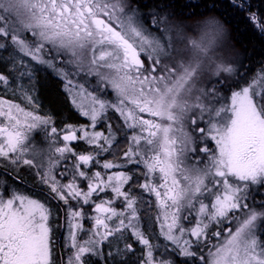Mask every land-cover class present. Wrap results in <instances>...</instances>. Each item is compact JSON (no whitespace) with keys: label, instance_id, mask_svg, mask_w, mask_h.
Here are the masks:
<instances>
[{"label":"snow or ice","instance_id":"obj_1","mask_svg":"<svg viewBox=\"0 0 264 264\" xmlns=\"http://www.w3.org/2000/svg\"><path fill=\"white\" fill-rule=\"evenodd\" d=\"M231 2L245 10L244 0ZM146 7L140 0H0V60L7 55L21 79L33 77L21 71L26 58L52 69L90 121L58 134L51 117L0 99L6 121L0 124V158L16 168H36L40 183L68 206L66 264H100L92 256L107 262L104 243L129 229L143 246L138 264H264V199L256 202L254 195L264 189V87L256 90L264 74L222 97L217 85L236 72L222 55L224 24L215 17L188 24L166 11L170 5L147 13ZM247 18L264 34V16L249 11ZM68 66L86 83L94 77L93 91L74 84ZM0 84L8 86V76L0 73ZM100 92L114 94L115 101L95 94ZM109 110L119 113L122 125L96 131ZM124 129L122 162L102 164L120 170L93 171L104 153L117 155V133ZM34 132L45 134L46 147L35 142ZM73 141L91 151L78 153ZM134 186L155 197L164 243L153 244L140 229ZM108 191L114 199L95 202ZM93 205L96 215H87L85 206ZM50 216L45 203L0 191V264H52ZM86 219L92 222L88 230ZM213 225L217 230L210 233ZM81 232L88 238L80 240ZM131 251L125 244L123 254Z\"/></svg>","mask_w":264,"mask_h":264},{"label":"flooded vegetation","instance_id":"obj_2","mask_svg":"<svg viewBox=\"0 0 264 264\" xmlns=\"http://www.w3.org/2000/svg\"><path fill=\"white\" fill-rule=\"evenodd\" d=\"M2 55V54H0ZM3 60H8L7 55H3V59L0 60V65L3 63ZM7 63V61H6ZM27 65V71H31L33 77L31 80L27 76H24L22 79H19V75H16L18 72L9 71L8 68L11 64L7 63V67L0 69V73L8 76L9 78V87L11 89H15L18 86H21L23 90H27L28 94L30 91H34L30 93L33 98L32 103L28 101L25 102L23 105L22 102H17L20 107L24 108L25 111L33 112L36 115H40L43 117H51L52 125L57 128L58 134L65 128L66 125L72 126H80L86 125L83 121H86L85 118L80 117L79 113L75 109L76 106L72 104V99L69 96L68 91L65 90L66 81L63 77L57 75L53 72L52 69L45 67L44 65L37 64L30 59L25 61ZM58 66L63 67L59 61H57ZM7 68V69H4ZM65 71L69 72V79L73 81L74 84H86L84 87H88L89 83H94L93 77L87 78V83L78 76H74L72 74L71 66L64 68ZM39 77H46L50 78L51 80L55 81L62 93L63 97L65 98L68 108L70 112L74 115L72 120L60 121L56 116L52 113L48 112L43 104L40 102L39 91H38V78ZM19 81L21 83H19ZM74 90V89H73ZM36 93L35 96L33 94ZM109 122L112 124V120L107 118ZM6 123L4 117H0V124ZM34 136V140L36 143L40 144L41 146L46 147L45 141V134L43 132H34L32 134ZM122 140V139H121ZM119 140V144L124 141ZM73 148L78 153L91 151L89 145H87L84 141H73L71 142ZM62 162L61 167H63ZM70 167L71 162H66ZM36 168H30L27 165H21L19 168H16L14 165H11L7 160L0 158V191L4 189H8L9 191L15 190L22 195L29 196L32 199L39 200L42 203H45L47 207L51 210V216L49 218V226L51 228V239H52V255L51 260L52 264H66L67 256L70 255V250L65 246L66 245V237L68 235L67 226H66V216L68 211V206L64 205L62 201L58 200L54 197V194L50 193L49 188L46 185L40 183V178L36 174ZM59 171V169H58ZM60 177H58L59 179ZM86 190V189H85ZM96 203L101 202L102 200L112 199L109 194H102L100 200H97L95 196L93 197ZM97 200V201H96ZM93 206H85V212L87 215L95 216V213L92 211ZM85 227H92V223L87 222ZM106 251H109V244L105 246ZM135 250L142 251L143 247L138 243L135 242ZM109 257V256H104ZM93 262L96 261L91 259ZM105 261V259L103 258ZM109 261V259L107 258Z\"/></svg>","mask_w":264,"mask_h":264},{"label":"trees","instance_id":"obj_3","mask_svg":"<svg viewBox=\"0 0 264 264\" xmlns=\"http://www.w3.org/2000/svg\"><path fill=\"white\" fill-rule=\"evenodd\" d=\"M140 2L147 5L143 9L146 13L151 12L157 4L170 5L166 11L172 13L177 20H183L188 24L194 23L195 19L206 17L219 19L227 30L228 38L232 40L237 53L243 60L242 70L248 74V77L245 78H251L258 72L264 71V34L254 27L247 18L249 11L264 16V0H244L245 10L243 12L235 8L231 0H140ZM201 13H204L205 16L201 17ZM192 14H196L194 19L187 20V17ZM38 91L40 102L58 120L66 121L74 118L55 81L39 77ZM114 124L116 123L113 120L112 125L117 128L118 126ZM121 262L138 264L139 258L136 254H131L126 257L122 255L118 259L112 258L107 262L100 259V264H121Z\"/></svg>","mask_w":264,"mask_h":264},{"label":"rangeland","instance_id":"obj_4","mask_svg":"<svg viewBox=\"0 0 264 264\" xmlns=\"http://www.w3.org/2000/svg\"><path fill=\"white\" fill-rule=\"evenodd\" d=\"M237 52L238 51L234 47V44H233L232 40L230 38H228V35H227L225 37L224 41H223L222 55H223V57H224L226 62L232 63L234 65V67L236 68V72L233 73V75L231 77H229V79L223 85H217V87L220 89L221 96L224 97V98L230 97L232 91L238 90V88H240V87L248 86L255 79H257V77L259 75L264 74V71H260L255 76H252L251 78H245V77H248V74L246 73V71L242 70L243 68H242L241 64L243 63V60L240 58V55ZM27 60L28 59L26 58L25 61H27ZM6 61L7 60H3V63L0 65V69H2L3 66L7 67ZM4 69H7V68H4ZM8 70L9 71H13L12 65L8 68ZM21 71H27V67L25 69H21ZM16 75H19V73H17ZM19 79H21L20 76H19ZM213 79H215V78H213ZM19 83H21V82L19 81ZM84 85H86V84H84ZM95 86L96 85H95V80H94V84L89 83L88 84L89 88L88 89H87V87H85V88L88 91H93ZM260 87H264V85L257 87L256 90L260 91ZM78 90L79 89L76 88L73 91L76 92ZM33 92L34 91H30V93H33ZM25 93L28 94L27 90L24 91L21 86H18L15 89H11L9 86H4L3 84H1V86H0V99L9 101L11 103L18 104L17 102H22L23 105H26L24 103L27 102L28 100L26 98ZM30 93L28 95H30ZM95 94L100 96L101 98H103L105 100H109V101H113V102L116 99L114 94L110 95V96H105L102 92L95 93ZM35 95H36V93L33 94V96H35ZM70 98L72 99L71 96H70ZM75 109L79 113L80 117H83V118L86 119V121H83V122L86 123V125L90 124V121L88 120V118L82 116L80 114V111L77 109V107H75ZM109 116H112L113 118L114 117H118V119L116 120V124H114V125H117L118 127L122 125V120H121V118L119 116V113H116V112H114L112 110H109V112L107 114V117H109ZM108 123H110L109 120H106L103 123L97 124L95 130L106 133L107 132V124ZM80 126H76V128H79ZM88 130L92 131L91 128H89ZM127 134H128V130L127 129H124L123 131H121V133H119V132L117 133V140L118 141L121 140V139L122 140L124 139L122 144H121V142L119 144L120 146H119L117 155L113 156V155H110L108 153H104L101 157H99L100 164L95 165L93 167V169H92L93 171H101L102 174L107 172V173L110 174L111 172H115V171H119L120 170V169L105 170V169L102 168V164L106 160L107 161H115V162H118V163L122 162L123 153H124V151L127 150V147H128ZM78 135H79V133H78ZM209 146L212 147L213 149H215V143L213 141H209ZM89 147L91 148V146H89ZM128 167L129 168H133L134 166L129 165ZM135 177L138 178L141 183L143 182V176H142L140 171H138V170L135 171ZM85 189H86V187H85ZM263 192H264V189L262 191H260L259 193L254 194L255 198H256V202H259L260 199H264V196H263L264 193ZM102 194H104V193H101L99 197L95 196V198L97 200H100ZM105 194H109L112 197H114L113 194L110 191L106 192ZM133 194L136 195L137 199H138L137 207H138V209L140 211V225H139L140 229L142 231H144L147 236H149V238L151 239V242L153 244H162V243H164L163 237L159 236L160 228H159V224L156 222V216L158 214V209L155 206V197L154 196H150L147 192H143L141 189H139L136 186L133 187ZM116 202H117V205H115V206L118 209H120L122 207L121 201L117 200ZM98 203H100V202H98ZM93 207H94V205H93ZM95 215H96V213H95ZM190 220L192 221V224H194V222H195L194 221V214H193V217H190ZM87 222L92 223L90 220H87V219L84 220L83 221V227H84L85 230H88V229L91 228V227H85V224ZM187 226H191V225H187ZM227 226H228L227 223H225L224 227H227ZM216 230H217L216 226L213 225L210 228L209 232L211 233V232H214ZM233 230H234V228H233ZM125 236L127 237L129 243H131V245L133 247V251L128 252L126 254H123V250H124L125 245L122 246L120 244V242L124 240ZM156 237H158V238H156ZM87 238L88 237H87V235H85L84 232H81L79 234V239L80 240H84V239H87ZM135 240L136 239L131 235V230L130 229L125 231L123 233V236H121V234L117 233L116 236L110 237L109 241H106L104 243L103 249H102L103 253H104V256H108V253L111 252L112 256H114L115 259H118L119 257H122V255L125 256V257L126 256H130V254H136L139 258H141L142 251H138L137 252L135 250V247H134L135 246ZM213 241L215 242V238H213ZM106 244H109V251H106V249L104 247ZM169 248H171L170 244H169ZM107 258L109 260H112L111 256H109ZM67 259H68V256H67ZM91 259L97 260V259H103V257L98 258L96 256H92ZM180 259L183 260L185 258L184 257H180ZM189 264H191V260L189 261ZM197 264H199L198 261H197Z\"/></svg>","mask_w":264,"mask_h":264},{"label":"bare ground","instance_id":"obj_5","mask_svg":"<svg viewBox=\"0 0 264 264\" xmlns=\"http://www.w3.org/2000/svg\"><path fill=\"white\" fill-rule=\"evenodd\" d=\"M250 75V74H249ZM244 79V78H243ZM264 193V192H263ZM261 195V194H260ZM264 196V195H263ZM261 200V199H260Z\"/></svg>","mask_w":264,"mask_h":264}]
</instances>
